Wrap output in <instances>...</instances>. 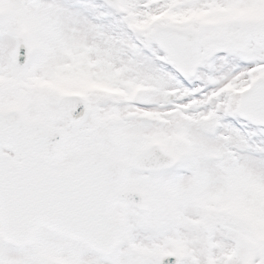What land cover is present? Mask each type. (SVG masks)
<instances>
[{
    "label": "snow or ice",
    "instance_id": "obj_1",
    "mask_svg": "<svg viewBox=\"0 0 264 264\" xmlns=\"http://www.w3.org/2000/svg\"><path fill=\"white\" fill-rule=\"evenodd\" d=\"M0 264H264V0H0Z\"/></svg>",
    "mask_w": 264,
    "mask_h": 264
}]
</instances>
